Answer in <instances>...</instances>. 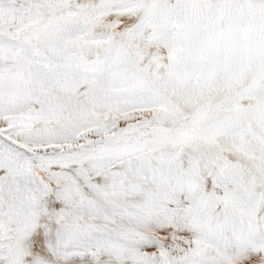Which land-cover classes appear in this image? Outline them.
<instances>
[{
  "label": "snow or ice",
  "instance_id": "snow-or-ice-1",
  "mask_svg": "<svg viewBox=\"0 0 264 264\" xmlns=\"http://www.w3.org/2000/svg\"><path fill=\"white\" fill-rule=\"evenodd\" d=\"M0 264H264V0H0Z\"/></svg>",
  "mask_w": 264,
  "mask_h": 264
}]
</instances>
